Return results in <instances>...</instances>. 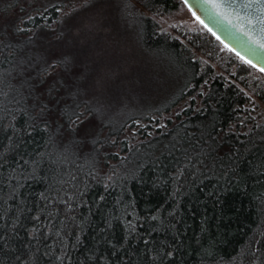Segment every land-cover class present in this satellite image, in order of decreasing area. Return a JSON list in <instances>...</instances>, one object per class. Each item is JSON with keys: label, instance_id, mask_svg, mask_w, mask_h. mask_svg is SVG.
Segmentation results:
<instances>
[{"label": "trees", "instance_id": "obj_1", "mask_svg": "<svg viewBox=\"0 0 264 264\" xmlns=\"http://www.w3.org/2000/svg\"><path fill=\"white\" fill-rule=\"evenodd\" d=\"M139 1L142 44L192 84L163 126L128 140L133 117L98 136L75 131L77 107L59 104V85L42 88L43 11L14 17L0 4V264H264V82L194 58L239 59L198 21L159 33L152 16L190 12L181 0Z\"/></svg>", "mask_w": 264, "mask_h": 264}, {"label": "rangeland", "instance_id": "obj_2", "mask_svg": "<svg viewBox=\"0 0 264 264\" xmlns=\"http://www.w3.org/2000/svg\"><path fill=\"white\" fill-rule=\"evenodd\" d=\"M6 2L12 5L9 15L14 17L43 11L44 27L35 37L44 63L42 88L59 85L58 90H53L59 104L77 107V117L71 125L81 137L101 135L128 117H133L134 126H138V116L151 118L125 131L127 140L138 139L163 126L189 99L184 96L177 101L178 107L165 112L179 91L189 88L192 82H186L188 69L169 53L149 50L142 44L140 16L150 13L139 0H0V4ZM5 14H0V22ZM152 17L159 33L178 36L198 27L197 19L183 9ZM195 54L194 58H200L202 63L211 61L216 69L222 64L229 72L240 73L244 81L264 82L257 71H238L240 58L227 56L225 51L216 54L219 64L212 60L213 55L206 59L203 54ZM247 88L244 89L252 105L262 109L251 88ZM199 106L197 100L196 107ZM125 135H111V143L126 139Z\"/></svg>", "mask_w": 264, "mask_h": 264}, {"label": "water", "instance_id": "obj_3", "mask_svg": "<svg viewBox=\"0 0 264 264\" xmlns=\"http://www.w3.org/2000/svg\"><path fill=\"white\" fill-rule=\"evenodd\" d=\"M197 21L228 50L264 74V24L248 23L240 8L219 10L212 0H181ZM239 2V0H238ZM202 21V23H201Z\"/></svg>", "mask_w": 264, "mask_h": 264}, {"label": "snow or ice", "instance_id": "obj_4", "mask_svg": "<svg viewBox=\"0 0 264 264\" xmlns=\"http://www.w3.org/2000/svg\"><path fill=\"white\" fill-rule=\"evenodd\" d=\"M207 2V0H206ZM213 8L219 10L224 9H242L246 17L248 18V23L253 24H264V0H212ZM202 23V21H201ZM264 32V28L260 29ZM260 47L264 48V44H260ZM243 59V57H241ZM245 63H250L245 61ZM255 67V65H253ZM264 71V69H261Z\"/></svg>", "mask_w": 264, "mask_h": 264}]
</instances>
